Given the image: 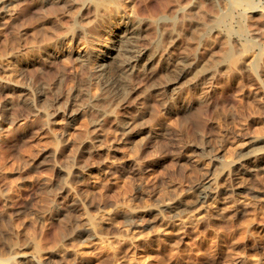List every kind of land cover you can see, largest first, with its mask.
<instances>
[{
	"label": "rangeland",
	"instance_id": "obj_1",
	"mask_svg": "<svg viewBox=\"0 0 264 264\" xmlns=\"http://www.w3.org/2000/svg\"><path fill=\"white\" fill-rule=\"evenodd\" d=\"M102 1L0 0V264H264V0Z\"/></svg>",
	"mask_w": 264,
	"mask_h": 264
},
{
	"label": "bare ground",
	"instance_id": "obj_2",
	"mask_svg": "<svg viewBox=\"0 0 264 264\" xmlns=\"http://www.w3.org/2000/svg\"><path fill=\"white\" fill-rule=\"evenodd\" d=\"M108 1H110V0H108ZM113 1H115V0H113ZM113 1H112V2H113ZM237 1H238V0H237ZM240 1H241V0H240ZM240 1H238V2H240ZM250 1H251V0H250ZM106 2H107V1L105 0V1H102V2L97 3V4L100 5V6H101V5L103 6ZM110 2H111V1H110ZM116 2H117V1H116ZM116 2H115V3H116ZM117 3H118V2H117ZM117 3L114 5L115 8H116L117 10H118V9L120 10V9L123 8L124 5H125V3H124L123 6H122L121 4L119 5V4H117ZM236 3H237V2H236ZM99 8H100V7H99ZM109 8H111V7H109ZM111 9H112V8H111ZM124 9H125V8H124ZM230 14H231V13H230ZM230 14H227V15H226V18H229V17L231 16ZM230 18H231V17H230ZM224 20H226V19H224ZM240 28H241V27H240ZM241 29H242V28H241ZM242 30H243V29H242ZM133 37H134V36H133ZM127 38H128V37H126V39H127ZM128 39H129V38H128ZM128 41H129V40H128ZM128 41H127V42H128ZM130 41H131V40H130ZM130 41H129V42H130ZM123 42H124V41H123ZM127 42H126V43H127ZM124 43H125V42H124ZM128 44H129V43H128ZM130 44L132 45L133 43H130ZM125 45H127V44H125ZM133 45H134V44H133ZM124 48H125V47H124ZM126 48H127V50L129 51L128 47H126ZM131 48H132L131 50L134 49V47H131ZM131 50H130V51H131ZM124 53H126V52H124ZM128 53H129V52H128ZM130 53H131V52H130ZM130 53H129V54H130ZM131 55H133V53H131ZM131 55H130V58L132 57ZM125 56L128 57L129 55L126 54ZM123 57H124V56H123ZM124 58H125V57H124ZM130 58H128V59H130ZM126 59H127V58H126ZM126 59H124V60H126ZM128 59H127V61H128ZM122 61H123V60H122ZM127 61H125V62H126V63H125L126 66L129 64V62H127ZM122 63H123V62H122ZM123 64H124V63H123ZM121 65H122V64H121ZM123 66H124V65H123ZM119 67H121V66H119ZM124 67H125V66H124ZM124 67H123V69H124ZM119 70H120V69H119ZM127 70H128V69H127ZM122 71L124 72V70H121V72H122ZM125 72H126V71H125ZM126 73H127V72H126ZM124 74H125V73H124ZM124 74H122V75L124 76ZM125 75H127V74H125ZM127 76H128V75H127ZM121 79H123V77H122ZM119 80H120V79H119ZM124 80H125V79H124ZM124 80H123V81H124ZM128 80H129V78H128ZM121 81H122V80H121ZM121 81H120V83H122ZM118 83H119V81H118ZM120 83H119V84H120ZM124 83H125V81H124ZM128 83H129V82H128ZM128 83H127V85H128ZM109 84H110V83H109ZM122 84H123V83H122ZM125 84H126V83H125ZM125 84H123V85H125ZM116 85H117V84H116ZM119 86L122 87V85H119ZM117 87H118V86H117ZM122 88H123V87H122ZM122 88H121V90H122ZM124 88H125V87H124ZM125 89H127V87H126ZM119 92H120V90H119ZM122 92H123V91H122ZM118 96H119V95H118ZM168 122H169V121H168ZM169 123H170V122H169ZM171 126H172V125H171ZM252 156H253V154H252ZM253 157H254V156H253ZM210 179H211V178H210ZM209 182H210V181H209ZM209 194H210V193H209ZM209 194H208L207 191L204 190V191L202 192V194H201V197H202V198H206V197L209 196Z\"/></svg>",
	"mask_w": 264,
	"mask_h": 264
}]
</instances>
